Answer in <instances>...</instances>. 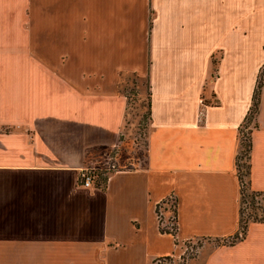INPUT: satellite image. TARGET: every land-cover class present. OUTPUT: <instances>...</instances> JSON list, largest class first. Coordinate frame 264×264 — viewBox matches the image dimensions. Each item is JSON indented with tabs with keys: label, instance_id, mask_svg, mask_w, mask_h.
Listing matches in <instances>:
<instances>
[{
	"label": "crops",
	"instance_id": "obj_1",
	"mask_svg": "<svg viewBox=\"0 0 264 264\" xmlns=\"http://www.w3.org/2000/svg\"><path fill=\"white\" fill-rule=\"evenodd\" d=\"M263 66L264 0H0V264H150L234 234ZM130 77L149 90L145 164L84 188L87 152L120 144ZM249 186L264 192V80ZM204 264H264V223Z\"/></svg>",
	"mask_w": 264,
	"mask_h": 264
},
{
	"label": "rangeland",
	"instance_id": "obj_2",
	"mask_svg": "<svg viewBox=\"0 0 264 264\" xmlns=\"http://www.w3.org/2000/svg\"><path fill=\"white\" fill-rule=\"evenodd\" d=\"M125 83V84H124ZM124 91L128 100L126 108V116L123 130L125 140L123 145L116 148L114 151H98L97 153H90L87 159L86 166L82 171L88 169H95L102 172L103 170H115L118 166L127 165L130 163L132 166L141 165L144 161L146 134L148 131V89L144 79L137 77H130L124 82ZM248 113V112H247ZM247 115V114H246ZM242 140L245 142L246 137L252 132L255 127L253 114L244 118L242 123ZM244 133V134H243ZM246 136V137H245ZM120 165H118L119 161ZM131 160V161H130ZM122 163V164H121ZM248 161L243 157L240 160V173L246 172ZM80 173V176L82 174ZM245 190L244 195L239 202L241 210V221L251 220V217L264 216V195L254 196L251 189L248 188L247 178H243ZM171 199H168L163 207L166 208V214H163V225L171 222V210L169 208ZM169 209V210H168ZM233 240L232 237L206 239L198 238L185 243V250L180 256H172L165 258H158L152 260L150 264H204L209 252L221 246L224 243ZM228 246V245H226Z\"/></svg>",
	"mask_w": 264,
	"mask_h": 264
},
{
	"label": "trees",
	"instance_id": "obj_3",
	"mask_svg": "<svg viewBox=\"0 0 264 264\" xmlns=\"http://www.w3.org/2000/svg\"><path fill=\"white\" fill-rule=\"evenodd\" d=\"M263 80H264V66L260 69V71L258 73L256 84H255V87H254V90H253V94H252L251 104H250L248 113H247V115L245 117V119H248V116L250 114H253L255 124H256V115H257V112H258L259 97H260V92H261V88H262V85H263ZM144 82L146 83L145 80H144ZM146 85H147V83H146ZM147 89H148V86H147ZM149 99L150 98H149V90H148V111H149L148 128H149V121H150V101H149ZM242 125L243 124H241V126L238 129V143H239V146H238V153H237L236 158H235L236 173H237V177H238V181H239L240 200H241V198L244 195V190L246 189L245 185H244V180H243L244 177L247 178L248 188L251 189L250 186H249L251 133L249 134L248 138L245 136L246 139H245V142L243 143V140H242V137H241L242 136V129H241ZM124 128H125V125L123 126V130H124ZM124 140H125V136H123V133H122L121 136H120V144H119L118 147L116 146L113 149L93 148V149H91L90 151L87 152V157L90 156V153L94 154V153H97L98 151H100V152L101 151L105 152V151H110V150L114 151L116 148H119L121 145H123ZM243 157L248 161V164L246 166V168H247L246 172L244 174H241L240 173V167H241L240 160H242ZM145 160H146V143H145L144 161H143V163L141 165L132 166L130 163H128L126 166L125 165L118 166V168L115 169V170H110V169L106 170L105 169L102 172H100L98 169L95 170V169H88L87 168V171L89 172V176L91 178L93 187H95V188L96 187H104V185L106 183V180H107V177H108V175L111 172L116 171V170H121V169H134V168H137V167H143L144 164H145ZM121 161H123V160H120L118 165H120ZM251 191L254 194V196L264 195V192H261V191H255V190H252V189H251ZM168 199H171V204L169 206V208L171 210H169V209L168 210H169V212H171L172 216L170 218H172V221L171 222L167 221L168 224L163 225L162 224V222H163V217L162 216H163V214H166V212H167L166 208H164L163 205ZM175 206H176V202H175L173 197L166 198V199L160 201L157 204L156 212L158 214L159 230H160L161 233H169V234L175 236V234H176V210H175ZM254 222L264 223V216L263 217H257V215H255V216H253V218L251 217V220L241 221V210H240V207H239L237 231L234 234H232L231 236H228V237H232L233 240H231V241H229L227 243H224L222 245H233L235 242L244 239L246 234H247V230H248L249 224L250 223H254ZM163 258H165V257H163Z\"/></svg>",
	"mask_w": 264,
	"mask_h": 264
},
{
	"label": "built area",
	"instance_id": "obj_4",
	"mask_svg": "<svg viewBox=\"0 0 264 264\" xmlns=\"http://www.w3.org/2000/svg\"><path fill=\"white\" fill-rule=\"evenodd\" d=\"M200 115H202V111H200ZM80 186L84 188H93L89 172L86 170L82 171V174L80 176Z\"/></svg>",
	"mask_w": 264,
	"mask_h": 264
}]
</instances>
